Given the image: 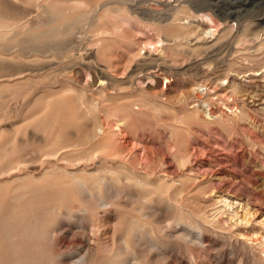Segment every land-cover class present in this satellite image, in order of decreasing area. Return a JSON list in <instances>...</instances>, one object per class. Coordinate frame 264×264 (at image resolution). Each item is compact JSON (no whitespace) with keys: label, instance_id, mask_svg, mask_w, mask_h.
<instances>
[{"label":"rangeland","instance_id":"374dc122","mask_svg":"<svg viewBox=\"0 0 264 264\" xmlns=\"http://www.w3.org/2000/svg\"><path fill=\"white\" fill-rule=\"evenodd\" d=\"M244 1L0 0V264H66L82 229L87 264H264V0ZM93 120L105 149L81 144Z\"/></svg>","mask_w":264,"mask_h":264},{"label":"bare ground","instance_id":"6f19581e","mask_svg":"<svg viewBox=\"0 0 264 264\" xmlns=\"http://www.w3.org/2000/svg\"><path fill=\"white\" fill-rule=\"evenodd\" d=\"M115 1V0H114ZM121 1V0H120ZM135 1V0H134ZM230 1V3H229V5L230 6H232V5H235V4H238V2L240 1V0H229ZM249 0H245L244 2H248ZM105 2H106V0H105ZM166 2V1H165ZM175 2V1H174ZM191 2V1H190ZM241 2H243V1H241ZM196 3V2H195ZM176 4V3H175ZM161 5V4H160ZM184 5V4H183ZM205 5V4H204ZM203 5V6H204ZM131 6V5H130ZM202 6V7H203ZM155 7V6H154ZM159 7V6H158ZM191 7V6H190ZM165 8V7H164ZM207 8V7H206ZM209 8V7H208ZM207 8V9H208ZM210 8H212V7H210ZM111 9V8H110ZM163 9V8H162ZM236 9V8H235ZM158 10V9H157ZM198 10V9H197ZM134 11V10H133ZM136 11V10H135ZM161 11V10H160ZM230 11V10H229ZM152 12V11H151ZM158 12V11H157ZM211 12V11H210ZM153 13H155V12H153ZM152 13V14H153ZM207 13V12H206ZM212 13V12H211ZM142 14V13H141ZM30 15V14H29ZM147 15V14H146ZM212 15V14H211ZM238 14L236 13V11L234 10V9H231V11L229 12V14H227L225 17L226 18H235L236 16H237ZM152 16V15H151ZM171 16V15H170ZM210 16V15H209ZM157 19V18H156ZM160 19V18H159ZM164 19V18H163ZM192 19V18H191ZM220 19V18H219ZM165 20V19H164ZM207 21V20H206ZM209 22L211 21V20H208ZM241 21V20H240ZM183 22V21H182ZM219 22V21H218ZM224 22V21H223ZM210 23H212V22H210ZM217 23V22H216ZM225 23V22H224ZM1 24V23H0ZM183 24V23H182ZM184 24H186L187 26H189V27H191V28H193L195 31H196V33L197 34H199L202 38V40H206V39H209L210 37H214V32L216 31V29L215 30H213V28H209L208 27V25L203 21V20H198V19H194V20H192V21H185L184 22ZM220 22H219V27H220ZM4 25V24H3ZM6 25H8V24H6ZM213 25V24H212ZM214 26V25H213ZM216 27H217V25H216ZM218 27V28H219ZM234 27V26H233ZM248 27V26H247ZM5 28V27H4ZM3 29V28H2ZM234 29H236V28H234ZM237 29H238V26H237ZM240 29V28H239ZM248 29V28H247ZM251 29V28H250ZM47 34V33H46ZM235 36H236V34H235ZM199 39V38H198ZM145 40V39H144ZM190 41V40H189ZM207 41V40H206ZM253 41V40H252ZM254 41H256V40H254ZM196 42V41H195ZM205 42V41H204ZM213 42V41H212ZM220 42V41H219ZM150 44H151V42H149ZM190 43V42H189ZM146 44V43H145ZM187 44H188V42H187ZM192 44V43H191ZM148 45V44H147ZM200 45V44H199ZM204 45V44H203ZM207 45V44H206ZM144 46V45H143ZM150 46V45H149ZM221 47V46H220ZM147 48V47H146ZM149 48V47H148ZM217 48V47H216ZM231 48V47H230ZM152 49V47L150 48V50ZM219 49V48H218ZM157 50V49H156ZM231 50V49H230ZM220 51V50H219ZM84 52V51H83ZM85 52H87V50L85 51ZM155 52V51H154ZM84 54V53H83ZM87 54H88V52H87ZM219 55H220V53H219ZM92 56V55H91ZM95 57V56H94ZM142 58V57H141ZM88 59H90V58H88ZM94 59V58H93ZM159 60V59H158ZM96 61H97V59H96ZM154 62V61H153ZM179 62V61H178ZM183 62V61H182ZM262 62V61H261ZM181 63V62H180ZM102 64V63H101ZM220 64V63H219ZM93 65V64H92ZM204 65V64H203ZM107 66V65H106ZM155 66V65H154ZM163 66V65H162ZM93 67V66H92ZM185 67V66H184ZM231 67V66H230ZM96 68H98L97 66H96ZM221 68H223V66L221 67ZM27 69V68H26ZM160 69V68H159ZM239 69V68H238ZM95 70V69H94ZM167 70V69H166ZM194 70V69H193ZM102 71V70H101ZM100 71V72H101ZM138 71V70H137ZM175 71V70H174ZM180 71V70H179ZM95 73V72H94ZM94 73H92V74H94ZM104 73V72H103ZM159 73V72H158ZM160 73H162V72H160ZM22 74V73H21ZM100 74V73H99ZM113 74H114V72H113ZM34 75V74H33ZM77 75V74H76ZM101 75V74H100ZM160 75V74H159ZM162 75V74H161ZM203 75H204V73H203ZM32 76V75H31ZM79 76V75H78ZM91 76V75H90ZM89 76V77H90ZM202 76V75H201ZM88 77V78H89ZM94 77V76H93ZM105 77V76H104ZM108 77V76H107ZM153 77V76H152ZM152 77L150 78V79H152ZM171 77V76H170ZM200 77V76H199ZM92 78V77H91ZM91 78H89V80L91 79ZM95 78H96V76H95ZM98 79V78H97ZM96 79V80H97ZM138 79H139V77H138ZM149 79V80H150ZM169 79V78H168ZM95 80V79H94ZM94 80H93V82H94ZM100 80V79H99ZM98 80V81H99ZM118 80V79H117ZM166 80V79H165ZM225 80V79H224ZM103 80H101L100 82H102ZM115 81V80H114ZM86 82V81H85ZM110 82V81H109ZM113 82V81H112ZM151 82H152V80H151ZM153 82H155V84H160V81L158 80V79H156L155 78V80H153ZM209 82V81H208ZM221 82V81H220ZM98 83V82H97ZM92 84V83H91ZM143 84V83H142ZM93 85H95V83H93ZM97 85V84H96ZM95 85V86H96ZM106 85V84H105ZM168 85V84H167ZM209 85V84H208ZM211 85V84H210ZM212 85H213V83H212ZM133 86V85H132ZM166 86V85H165ZM188 86V85H187ZM94 87V86H93ZM151 87V86H150ZM188 87H190V86H188ZM219 87V86H218ZM95 88V87H94ZM155 88V87H154ZM162 88H164V86H162ZM212 88V87H211ZM214 88V87H213ZM170 89V88H169ZM215 89V88H214ZM213 89V90H214ZM105 90V89H104ZM103 90V91H104ZM208 90H210L209 89V87L207 86V85H205L204 84V82H203V84H197V85H193V86H191V88H189V91L187 92V96H193L194 98H196V99H199V96H200V94H205ZM212 90V89H211ZM110 91V90H109ZM113 91V90H112ZM120 91V90H119ZM105 92V91H104ZM231 94V93H230ZM223 95V94H222ZM221 95V96H222ZM184 96V95H183ZM224 96H225V93H224ZM228 96V95H227ZM181 99H182V97H180ZM227 98V97H226ZM203 107V106H202ZM129 108V107H128ZM131 110H132V108H131ZM205 110V109H204ZM206 110H208L209 111V109H206ZM207 111V112H208ZM206 112H204V114H205ZM107 115V114H106ZM206 116H210V111H209V113H207V114H205ZM208 118V117H207ZM91 120V119H90ZM114 121V120H113ZM120 121V120H119ZM104 124H105V122H104ZM111 125H109V124H107V126H106V124H105V126H106V129H110V130H112L113 132H115L116 134H118V135H122L123 134V130H121V128L118 126V125H112V123H110ZM114 126V127H113ZM85 128V130H84V132H83V137H84V143H81V144H83V145H91L92 143H97V148H99V149H105L106 148V143H107V132H106V130H105V128H103L102 127V125H101V123H99V122H97V121H95V120H93V121H90L89 123H86L85 124V126H84ZM126 134V133H125ZM125 136V135H124ZM141 138V137H140ZM133 141V140H132ZM135 141V140H134ZM122 143H123V147H125V149L127 148V146H128V143H130V142H128V141H122ZM131 145H133V143H131ZM136 146H138L139 147V144H137ZM141 146V145H140ZM129 147V146H128ZM134 147V146H133ZM146 147V146H145ZM144 147V151L142 152V154L140 153L139 154V152L138 153H136V152H133V151H129V150H127V151H125L124 152V154L125 155H123L122 156V154L120 153V154H118V156L121 158V160H123V161H132V162H135L134 160H142V162L144 161L145 162V165H146V163H147V165H149L150 163H152V157H151V153L149 152V151H151V150H148V148L150 147V146H148L147 148H145ZM130 148V147H129ZM135 148V147H134ZM140 148V147H139ZM142 148V147H141ZM168 148H169V146H168ZM138 149V148H137ZM151 149V148H150ZM142 150V149H141ZM140 150V151H141ZM152 152V151H151ZM197 152V151H196ZM206 152V151H205ZM204 152V153H205ZM194 154V153H193ZM204 155V154H203ZM49 156V155H48ZM54 156V155H53ZM94 156V155H93ZM194 156V155H193ZM200 157H203V156H201L200 155ZM205 157H207V156H205ZM178 158H180V157H178ZM194 158V157H193ZM207 158H209V157H207ZM193 160V159H192ZM64 161V160H63ZM214 161V160H213ZM168 162H170V161H168ZM167 162V163H168ZM194 162V161H193ZM173 163H174V161H173ZM220 163H222V162H220ZM142 164V163H141ZM172 163H170V165H171ZM145 165H144V167H145ZM216 165V164H215ZM142 166V165H141ZM141 166H140V168H141ZM175 166V165H174ZM219 166V165H218ZM156 168V167H155ZM143 169V168H142ZM153 169V168H152ZM151 169V170H152ZM196 169V168H195ZM208 169V168H207ZM206 169V170H207ZM160 170V169H159ZM143 171V170H142ZM172 170H170V172H171ZM173 171H174V169H173ZM172 171V172H173ZM184 171V170H183ZM199 171V170H198ZM162 172V171H161ZM201 172V171H200ZM158 173V172H157ZM162 173H164V170H163V172ZM165 173H166V171H165ZM164 173V174H165ZM174 173V172H173ZM205 173V172H204ZM208 173V172H207ZM211 173H212V171H211ZM211 173H209V174H211ZM166 174H168V173H166ZM165 174V175H166ZM171 175H172V173H171ZM167 176V175H166ZM168 176H170V174H168ZM179 176V175H178ZM182 177V176H181ZM176 178V177H175ZM127 179V178H126ZM148 180V179H147ZM78 185H79V188L81 189V191H82V195H83V197H84V199H86L87 201H89V202H91V205H90V207L87 209V211L90 213V214H97V210H105L106 209V207L109 205V203L108 202H106V200L104 199V197L100 194V193H97V194H95V193H91V192H89V191H87L86 190V188L84 187V185L80 182V183H78ZM112 195H115L113 192L111 193ZM134 196V195H133ZM87 211H85V212H87ZM44 215V214H43ZM46 216V215H45ZM47 219V221L49 222V220H48V218H46ZM40 221V220H39ZM39 221H37V222H39ZM46 221V222H47ZM39 223H43V221L42 222H39ZM50 223V222H49ZM51 223H53V222H51ZM55 223V222H54ZM80 223H82V222H80ZM80 225V224H79ZM78 225V226H79ZM84 227V226H83ZM80 229H82L81 227H80ZM105 229V228H104ZM90 230V229H89ZM111 231V230H110ZM79 232V231H78ZM184 233V232H183ZM180 234H182V233H180ZM189 234H190V232L188 233V236H189ZM79 235H80V239H81V242L80 243H82V248H83V253L80 255V256H78L76 259H72L71 261H69L68 263H66V264H87L88 263V259H89V256L91 255V253H92V250H93V247H92V244L90 243V241H91V239H90V234L88 235V234H86L85 233V229H82L81 230V232L79 233ZM104 236V235H103ZM106 236H108V234L106 235ZM184 236H186V238H187V235H184ZM110 238V237H109ZM189 238V237H188ZM102 239H103V237H102ZM194 239V238H193ZM112 240V239H111ZM196 240V239H195ZM198 240V239H197ZM104 241V240H103ZM94 242H95V240H94ZM98 242V241H97ZM106 242V241H105ZM194 242V241H193ZM77 244V243H76ZM123 244H124V242H123ZM94 245V244H93ZM109 245V244H108ZM112 249H113V247H112ZM129 250V249H128ZM74 253V252H73ZM120 253V252H119ZM96 254V253H95ZM98 254V253H97ZM125 253H123V255H124ZM77 255V254H76ZM116 256H114V258H115ZM113 258V257H112ZM125 258V257H124ZM119 259V258H118ZM121 260V259H120ZM134 261V260H133ZM136 262H138V261H136ZM134 263V262H133ZM124 264H125V262H124ZM142 264V263H141Z\"/></svg>","mask_w":264,"mask_h":264}]
</instances>
